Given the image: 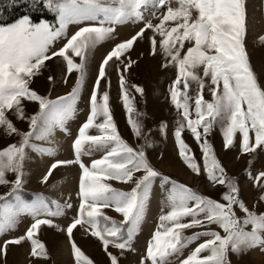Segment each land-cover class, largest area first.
Returning a JSON list of instances; mask_svg holds the SVG:
<instances>
[{
    "label": "snow or ice",
    "instance_id": "6c2138e0",
    "mask_svg": "<svg viewBox=\"0 0 264 264\" xmlns=\"http://www.w3.org/2000/svg\"><path fill=\"white\" fill-rule=\"evenodd\" d=\"M44 3L57 13L58 26L44 20L33 22L28 15L12 23L0 24V126L7 134L20 136L18 143L0 148V184L11 183L9 192L0 196V232L14 228L23 213L33 218L23 235L12 241L5 240L4 245L28 240L31 242L32 257H47L45 245L35 238V233L42 225L53 224L52 219L44 217L61 216L63 209L71 205H61L53 200L50 206L42 195L31 201H25L18 195L17 190L23 183L26 146L39 147L30 143L34 133L43 138L54 127L67 131L65 122L74 114L84 84L87 53L111 36L114 25L132 20L142 22L143 26L111 47L98 65V74L88 97L90 110L72 141L75 160H55L42 177V182L47 181L58 165H79V207L77 215L66 227L74 264H93L72 241L73 229L83 224L90 225L91 235L101 241L110 264H119L118 257L108 252V246L111 244L122 251L132 249L135 225L143 214L147 192L153 178L161 176L147 160L143 145L134 149L121 138L110 112L108 91L104 90L98 96L101 78L107 75L106 65L114 59L121 60L122 54L133 48L138 38H144L146 30L151 33L147 37L150 53L156 54L159 50L165 58L161 67L172 65L175 68L169 94L172 104L179 110L180 118L174 131L179 157L192 172L200 174L201 168L181 136L187 128L202 152L203 172L210 181L224 186L226 190L222 193L224 202H220L184 183L161 176L162 186L170 184L166 189L169 210L165 213L162 209L159 223L146 243L139 264H169L170 259L178 258L188 245L200 237L207 238L197 243L187 256L178 259V264H230L227 259L229 251L239 253L256 247L264 251V211L249 208L239 198L234 178L227 176L211 144L206 138L201 140L202 133L198 130L202 128L206 137L211 128L219 124L225 148L233 145L237 133L240 136V151L251 153L258 146L264 147V85L259 83L252 70L243 43L245 0H44ZM153 19L158 22L154 23ZM69 23L80 26L67 36ZM61 37L66 42L53 50L55 42ZM259 39L264 40V36ZM74 56L79 58V62ZM52 58L61 60L66 72L75 70L76 75L75 84L69 92L48 99L30 88L29 84L46 67L45 62ZM134 63L131 59L123 63V71H128L129 65ZM116 70L121 72L119 65ZM206 84L210 100L203 96ZM192 85L195 88L189 95ZM119 86L123 106L132 113L122 73L119 75ZM132 87L136 92H143L140 86ZM23 100L39 104V110L28 117L27 132H19L6 116L7 110L11 109L18 118H23ZM101 116L103 122L95 123ZM128 123L133 133L140 136L139 122L129 116ZM41 124L44 126L41 127ZM93 127L99 130L98 135L88 134ZM164 128L161 123V130ZM93 149L102 151L103 155L86 165L81 157L90 155ZM47 151L52 154L51 149ZM8 173L14 175V180L6 178ZM248 175L251 177V172ZM108 180L131 183L132 187L127 191L121 190L113 187ZM259 181H264V171L255 175L254 182ZM9 193L12 198L5 199ZM259 200L264 201V192L259 195ZM108 207L121 213L123 220L117 221L106 215L103 209ZM237 208L240 215H237ZM213 224L222 229L223 234L208 227ZM190 228L199 230L185 235L184 230ZM3 250L0 248V251Z\"/></svg>",
    "mask_w": 264,
    "mask_h": 264
},
{
    "label": "rangeland",
    "instance_id": "374dc122",
    "mask_svg": "<svg viewBox=\"0 0 264 264\" xmlns=\"http://www.w3.org/2000/svg\"><path fill=\"white\" fill-rule=\"evenodd\" d=\"M28 1L30 3L41 1L45 6L44 0ZM245 8L246 31L243 43L250 66L258 77L259 83L264 85V40L259 39L264 36V0H245ZM50 13L53 16L52 20H42L58 26L57 13L52 10H50ZM144 14L145 16L148 15L147 12ZM153 22L158 21L153 19ZM79 26L76 23H69L66 28V35L70 36ZM142 26V22H133L132 20L116 24L113 26L114 31L111 36L98 43L87 53L84 84L81 86L74 114L65 122L66 132L59 127H54L46 137L38 138L39 133H34L30 137V143L39 147L34 149L26 146V158L23 162V183L17 190L18 195L25 201H31L37 195H42L49 201L50 206H52L51 201L55 200L61 205L70 204L71 207H65L61 216L44 217L52 219L53 224L42 225L35 233V238L44 243L47 257H32L30 255L31 242L28 240L19 243L10 242L6 246L4 245L5 240L12 241L15 237L23 235L27 227L33 222L30 215L27 213L21 214L14 228L6 232H0V248L4 249L0 251V264H74V257L71 255V241L68 238L66 227L77 215L79 207V165L76 163L58 165L53 169L47 181L42 182V177L55 160H75L72 141L78 134L79 126L87 118V113L90 110L88 97L95 83V76L98 74L99 63L111 47L129 38ZM149 35L151 33L146 30L144 38H138L134 42L133 48L122 54L121 60L114 59L106 65L107 75L106 78H101V84L98 86V96L104 90L108 91L110 112L121 138L134 149H139L143 145L147 160L161 176H168L170 179L192 187L202 195L224 202L222 193L226 188L210 181L203 172L202 152L199 144L187 128L181 132V136L191 149V155L195 157L197 164L200 166V174L192 172L179 157L174 137L177 120L180 118L179 110L172 104L169 94V86L175 78V68L172 65L161 67L165 63V58L159 50L156 54L150 53V42L147 39ZM64 42H66L64 37L58 39L53 50L62 46ZM73 58L79 62L78 57L74 56ZM129 59L135 61V63L129 65L128 71L124 72L123 63H126ZM45 63L46 67L42 68L32 78L29 87L48 99H55L57 96L69 92L72 85L75 84V70L72 73H67L65 65L56 58H52ZM118 65L121 72L116 70ZM121 73L126 80V90L133 108L132 113L124 108L123 101L120 99L119 75ZM49 76H52L53 79L49 80ZM65 76L67 80H65ZM133 85L140 86L143 92H136L135 88L132 87ZM194 88L195 85L190 87L189 95L193 94ZM203 96L206 100L211 99L207 84ZM22 106L24 109L23 118H18L11 109L7 110L6 116L19 132H27L29 131L28 125L30 122L28 117L39 110V104L36 101L23 100ZM129 116L141 125L140 136L133 133L132 127L128 123ZM101 122H103V117H97L95 123ZM161 123L165 125L163 131L161 130ZM43 126L41 124V127ZM198 130L202 133L201 140L206 138L211 144L213 152L227 176L234 178L239 188V198L249 208L264 211V201L259 200V195L264 192V181L254 182L255 175L264 171V147L258 146L251 153L240 151V136L237 133L233 145L225 148L219 124H215L206 137L203 135L202 128ZM88 134L98 135L99 130L95 127L90 128ZM19 140L20 136L18 134H7L4 127L0 126V148L7 146L9 143H18ZM47 149H51L52 154H49ZM101 155H103L102 151L93 149L90 155H82L81 159L86 165H90L92 159H98ZM249 172L252 174L251 177L248 175ZM161 176L153 178L144 201L143 214L135 225L132 239V249L135 250L126 248L122 251L111 244L108 246V252L118 257L119 264H139L146 243L159 223L162 209L165 213L169 210L166 206V189L170 187V184L162 186ZM6 178L11 181L15 177L12 173H8ZM107 182L111 183L113 187L125 191L130 190L132 187L131 183L122 181L108 180ZM10 188L11 183L7 185L0 184V196L9 192ZM11 198V193L8 197H5V199ZM103 211L117 221L123 220L122 214L116 212L113 207L105 208ZM236 211L237 215L241 214L238 208ZM208 227L221 231L223 234V230L215 224ZM198 230L197 228L185 229L184 234L190 235ZM126 231L127 227L124 229L125 233ZM206 238L200 237L193 241L178 258L170 259L169 264H178V259L187 256L188 252L197 243ZM72 241L93 261V264H110V258L105 252L101 241L91 235L90 225H77L73 229ZM227 259L230 264H264V251L259 247L239 253L229 251Z\"/></svg>",
    "mask_w": 264,
    "mask_h": 264
},
{
    "label": "trees",
    "instance_id": "16d2710c",
    "mask_svg": "<svg viewBox=\"0 0 264 264\" xmlns=\"http://www.w3.org/2000/svg\"><path fill=\"white\" fill-rule=\"evenodd\" d=\"M23 15H28L36 23L42 19H53L50 10L41 1L0 0V24L12 23Z\"/></svg>",
    "mask_w": 264,
    "mask_h": 264
}]
</instances>
